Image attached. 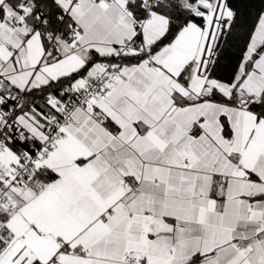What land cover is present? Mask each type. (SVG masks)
Listing matches in <instances>:
<instances>
[{"label": "snow or ice", "instance_id": "6c2138e0", "mask_svg": "<svg viewBox=\"0 0 264 264\" xmlns=\"http://www.w3.org/2000/svg\"><path fill=\"white\" fill-rule=\"evenodd\" d=\"M0 264H264V0H0Z\"/></svg>", "mask_w": 264, "mask_h": 264}]
</instances>
